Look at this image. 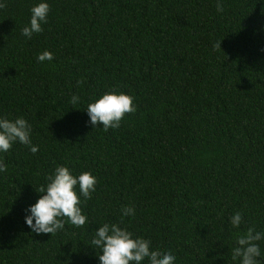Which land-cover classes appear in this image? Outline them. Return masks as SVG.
Masks as SVG:
<instances>
[{"label":"trees","instance_id":"trees-1","mask_svg":"<svg viewBox=\"0 0 264 264\" xmlns=\"http://www.w3.org/2000/svg\"><path fill=\"white\" fill-rule=\"evenodd\" d=\"M39 2L0 0V115L24 117L39 147L0 156V264H100L90 242L104 223L176 264H239L237 236L264 231V2L47 0L26 39ZM45 50L53 60L38 63ZM112 90L136 111L104 131L84 110ZM61 165L97 178L87 223L37 235L25 210ZM125 206L135 215L121 223Z\"/></svg>","mask_w":264,"mask_h":264},{"label":"clouds","instance_id":"clouds-1","mask_svg":"<svg viewBox=\"0 0 264 264\" xmlns=\"http://www.w3.org/2000/svg\"><path fill=\"white\" fill-rule=\"evenodd\" d=\"M216 8L218 12L223 11L222 0H217ZM30 12L29 24L22 29V35L26 39H31L34 33L43 31L42 25L47 23L50 5L47 0H40ZM36 59L38 63L52 61L53 54L45 50ZM133 100L134 97L123 92H105L90 102L84 110L89 117L88 123L94 127L100 125L104 131L119 128L126 114L135 113ZM70 102L74 106L78 105L80 97L73 95ZM17 143L27 146L33 154L39 151V147L32 143V125L24 117L9 119L0 115V156L9 152ZM6 169L7 165L0 159V173ZM46 181L45 185L36 190L42 195L25 210V224L37 235L51 236L63 231L66 223L77 228L83 227L88 217L82 212L81 197L84 200L92 198V193L96 191L97 178L91 172L76 175L70 168L61 165L54 169ZM134 215L135 209L125 206L122 208L121 223L124 217ZM242 221L240 212L234 213L230 218L233 228H239ZM261 241H264V231L249 228L246 233L237 236L232 259H238L239 264H261ZM90 246L100 249V264H176L177 259L170 251L154 250L150 240L134 237L131 231L118 223H104L98 227Z\"/></svg>","mask_w":264,"mask_h":264}]
</instances>
